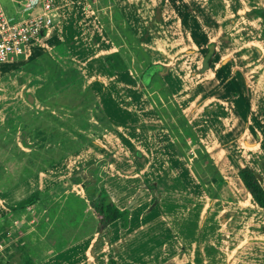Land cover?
Returning a JSON list of instances; mask_svg holds the SVG:
<instances>
[{
  "label": "rangeland",
  "instance_id": "rangeland-1",
  "mask_svg": "<svg viewBox=\"0 0 264 264\" xmlns=\"http://www.w3.org/2000/svg\"><path fill=\"white\" fill-rule=\"evenodd\" d=\"M246 1L242 0L241 4L245 5ZM15 3L12 0H0L8 16L24 14L15 10ZM56 3L57 8L51 11L49 27H52L55 36L46 41V49H50L49 53L55 59L41 54L34 47L29 58L22 53L0 64L5 66L0 68V221L6 208L11 207V203L24 194L25 189L34 185L42 190L48 188L50 182L62 177L61 174L68 173L71 178L81 180L88 190L91 187L88 182L92 180L96 189L102 187L105 192L112 191L103 181L104 168L109 165L120 171L124 155H112L119 142L110 135L109 122L96 109L94 97L101 90L104 95H112L113 98L107 95L101 97V102V99H97V102L102 112L113 115L109 117L111 120H117L122 104L114 94L113 85L108 84L116 76L124 83L125 103L139 105L141 109L149 111L153 114L149 121L152 118L160 125V128L155 127L157 129L152 131L156 136L152 143H142L148 157L154 156L153 152H157L160 157L150 161L151 167L189 168L191 176L186 172L183 175L189 184L197 183L209 193L213 191L212 185L223 184L221 194L226 197L225 185L229 182L238 184L236 171L229 159L239 162L242 158L256 169L259 168L260 179L264 184V53L258 47L262 45V40L258 39L261 33L264 36V21L254 12H242L244 17L236 16L234 23L229 26L237 38L234 45L238 46L230 52L231 60L237 61L236 66L241 72L238 73L237 82H230L228 79L232 70L227 68L225 73H218L225 59L222 62H209L206 70L195 66V62L186 58L181 51L167 48L166 37L155 22L148 0H58ZM226 24L228 22H223V26ZM247 40L254 43L244 44ZM112 50L126 57V69L122 74L113 73L108 78L104 70L96 65L95 57L101 52ZM81 62L85 76H89L90 72L102 75L103 81L107 83L105 89L100 85L99 90L97 83L91 79L74 80L63 88L67 80L74 76L71 67L67 66L74 63L81 65ZM151 62L157 66L164 65L166 74L160 77L153 75L154 83L148 81L145 84L140 80V74ZM52 71V78L37 91L38 97L50 95L48 99L41 102L32 96L26 97ZM21 84L22 90H19ZM83 87V96L76 105ZM244 87L248 91L247 95ZM18 90L19 96L16 93ZM21 99L25 109L6 119L3 110L8 113L16 111ZM192 108L197 109L199 118L204 120V128H214L213 134L224 142V156L220 154L218 158V150L216 153H207L196 133L188 127L186 114ZM181 109H186V112ZM189 119L192 120V117ZM147 121L144 120L142 124L147 125ZM149 121L148 126H154ZM125 130L129 129L120 128L122 136L133 141L135 135ZM23 136L25 141H31L28 143V152L32 156L28 159L29 165L26 162V166H23L30 178L24 180L22 186L21 181L26 176L17 170V165L11 167L15 162H10L9 156L12 143L19 142ZM130 150L131 153L139 152L141 148L133 144ZM49 157L58 161L54 170L49 169V173L31 177L38 168H47L52 164L48 162ZM217 168L221 169L224 176L211 181V177L218 174ZM129 171L121 172L125 174ZM71 178L63 181L67 186L65 191L48 193V210L44 213L46 218L55 214L60 220L69 217L77 223L96 215L83 188L78 183L74 184L76 182H72ZM152 182L150 180L146 184ZM30 215L31 222L26 224L23 219H19L12 234L15 231L24 232L23 229L29 226L34 235L37 230L43 231L42 225H36L39 213L32 212ZM257 217L264 220L262 213ZM252 222H257L256 218ZM237 227L239 229L242 225L238 224ZM237 254L238 264H264V240H248Z\"/></svg>",
  "mask_w": 264,
  "mask_h": 264
},
{
  "label": "crops",
  "instance_id": "crops-1",
  "mask_svg": "<svg viewBox=\"0 0 264 264\" xmlns=\"http://www.w3.org/2000/svg\"><path fill=\"white\" fill-rule=\"evenodd\" d=\"M57 1L53 0L54 8H57ZM241 1L148 0V6L151 7L155 22L166 37L165 46L167 48L181 51L186 58H191L195 62V66H200L201 69L206 70L209 62L210 64L218 60L222 62L225 59L218 68V73L221 75L229 68L232 73H230L228 80L237 82L238 73L241 72L236 66L237 61L231 60L230 52L234 50L233 48H238L234 45L237 38L230 31L231 23L233 24L234 18L242 15V12L246 10L252 13L254 7L264 8V0H247L245 5L241 4ZM223 22H228V24L223 26ZM262 32L264 33V30ZM261 34L258 40H262V45H258V47L263 54L264 36ZM53 35L54 30L51 27V29L49 28L40 34L36 40L29 42L23 53L27 54L29 58L35 47L41 54H46L50 59H55L49 53L50 49H46V41L47 39L49 41V37L52 39L55 36ZM52 41L56 43L55 40ZM247 43H254V41L247 40L244 42V44ZM208 46H211L212 52L204 66L202 59ZM0 66V68L5 67L4 65ZM67 67H71L74 76L67 80L63 88L74 80L88 81L91 79L92 82L97 83L99 90L100 85L105 89L107 83L103 81L102 75L90 72L89 76H85L83 62L81 65L74 63ZM104 73L108 78L113 74L109 70H104ZM53 75L54 71L43 83L34 88V90L37 88L35 93L33 90L31 95L26 94V97L32 96L41 102L48 99L50 95L38 97L37 91ZM108 84L113 85L114 94L122 104L120 107L122 109L117 115L120 118L111 120L109 117L113 115H106L98 106L97 99H101L103 96L113 98L109 93L108 96L104 95L102 90L99 91L97 97H94L96 109L98 108V112L108 120L110 135L116 140L118 139L119 145L112 152V155L123 154L124 158L123 165L119 166L120 171L107 165L104 168L102 178L105 184H108L107 187L112 189V191H107L111 192L112 198L110 199L114 204L118 208H127L125 227H120L118 220H114L102 228L99 226L100 217L97 213L95 216L86 217L77 223L69 217L60 220L55 214L46 218L44 213L48 210L46 205L48 193H60V191H65L67 187L63 181H66L69 175L68 173L61 174L62 177L50 182L48 188L42 190L40 187L38 188V185H34L28 190L25 189L24 194L16 198L11 204H16L32 191L38 193L35 202L17 209L11 208L12 205L6 208V213L1 217L0 231L1 229H12L13 231L14 226L10 222L12 219L17 221L23 219L26 224L31 222V215L28 214L26 206H30L34 214L39 213L36 225H42L44 229L43 231H35L36 235H34L33 231L29 229L31 226H29L23 229L24 232L15 231L11 234L8 243L0 250V264H111L110 259L113 260L114 264H236L238 250L248 240H264V220L257 217L258 214H264V207L256 205L238 177L237 185L230 182L225 185L227 196L224 197L221 194L223 184L212 185V193L197 183L191 182L189 184L183 178L184 172L191 176L189 168L178 170L174 167L164 169L160 165L151 167L150 161H153L155 157H160L157 152H153L155 153L154 156L149 155L148 157L142 143H152L153 138L156 137L152 131L157 129L155 127L160 128V125L157 124L158 121L152 118L149 121L150 115L153 114L141 109L139 105L125 103V101L127 102L126 91L123 89L124 83L119 76L110 79ZM22 86L21 84L19 90H22ZM19 90L16 92L18 96ZM84 90L83 87L76 100V105L80 102ZM244 90L246 92L245 87ZM24 109L25 104L13 115H17ZM181 111L186 112V109H181ZM190 111L191 114L188 115ZM190 111L186 114L188 127L196 133L198 140L204 146V150L207 153L210 151L216 153L218 150V158H220V154L224 156L225 149L222 147L224 142L216 134H213V132L215 133L214 128L205 129V122L199 118L197 109L192 108ZM189 117H192V120ZM144 120L154 123V126L149 127L148 121L147 125L144 126L142 124ZM121 127L128 128L129 130L125 131L135 135L133 141L122 136ZM25 140L23 136L19 139L21 144L18 141L12 143L9 156L10 162H15L11 167L17 165V170L26 176L21 181L22 186L30 178V174L23 169V166L29 165L28 159L32 156L28 152L30 149L28 143L31 141ZM133 144L139 146L141 150L131 153L130 149ZM262 154L264 155V153ZM229 160H232L231 165L235 171L242 165L251 168L264 189L259 168L256 169L254 165L242 158L239 162L232 158ZM48 162L52 163L47 167L48 169L45 167L38 168L35 173L31 174V177L45 174V172L49 173L47 171L49 169L53 171L58 161L55 162L49 157ZM239 163L241 164L239 165ZM131 166H135V168L133 169ZM126 170L130 171L125 174L121 172ZM216 170L218 174L212 176L211 181L224 176L220 168ZM150 180L153 182L146 184ZM220 181L223 182L224 180L220 179ZM114 197L116 198L114 199ZM254 218L257 220L255 223L252 222ZM238 224L242 225L239 229Z\"/></svg>",
  "mask_w": 264,
  "mask_h": 264
},
{
  "label": "built area",
  "instance_id": "built-area-1",
  "mask_svg": "<svg viewBox=\"0 0 264 264\" xmlns=\"http://www.w3.org/2000/svg\"><path fill=\"white\" fill-rule=\"evenodd\" d=\"M14 6L16 11L24 14L8 16L0 4V64L22 54L29 42L36 40L51 26L53 0H21ZM26 209L28 214L33 211L30 206H26ZM10 222L14 226L17 220L12 219ZM0 232V250H2L13 231L6 229Z\"/></svg>",
  "mask_w": 264,
  "mask_h": 264
},
{
  "label": "trees",
  "instance_id": "trees-1",
  "mask_svg": "<svg viewBox=\"0 0 264 264\" xmlns=\"http://www.w3.org/2000/svg\"><path fill=\"white\" fill-rule=\"evenodd\" d=\"M260 19L264 21V8L262 7H254L252 9ZM212 48L208 46L206 52L202 59V64L205 66L211 56ZM24 104L19 101L18 108L16 111L12 113H8L5 109L3 110L4 117L7 119L19 111ZM237 177L242 183L245 190L249 193L253 201L256 205L260 207H264V189L259 184V181L255 175V173L249 168L247 165L239 166L236 170ZM68 178H71L70 176ZM217 179H214L216 181ZM219 180V179H218ZM72 182H76L80 184L83 188L85 197L90 202L91 206L94 208L96 213L99 215V226L105 228L108 224L114 220H118L120 227H125L126 225V216H127V208H118L114 202L110 199L107 193L99 187L96 189L94 185H92V180H89L88 184H91L89 190L87 185L81 180L71 178ZM37 191H32L25 195L22 199H20L16 204L12 205L11 208L17 209L21 208L26 204H30L35 202L37 199ZM111 264H114L113 260H109Z\"/></svg>",
  "mask_w": 264,
  "mask_h": 264
},
{
  "label": "flooded vegetation",
  "instance_id": "flooded-vegetation-1",
  "mask_svg": "<svg viewBox=\"0 0 264 264\" xmlns=\"http://www.w3.org/2000/svg\"><path fill=\"white\" fill-rule=\"evenodd\" d=\"M102 58L105 61V64L108 67L109 72L112 73H123L126 69V57L122 55L117 50H112L104 53ZM164 65H160L156 63H149L147 67L141 72L140 74V80L147 84L148 81L151 83H154L155 78L153 75H156L157 77L162 76L163 74H166Z\"/></svg>",
  "mask_w": 264,
  "mask_h": 264
},
{
  "label": "water",
  "instance_id": "water-1",
  "mask_svg": "<svg viewBox=\"0 0 264 264\" xmlns=\"http://www.w3.org/2000/svg\"><path fill=\"white\" fill-rule=\"evenodd\" d=\"M104 53L106 52H103V53H99L96 55L95 57V62H96V65L100 68V69H104L106 71H108V67L107 65L105 64V61L104 59L102 58V56L104 55ZM1 67V66H0ZM37 88L34 90V93L36 92ZM30 97V96H29ZM107 195L112 198V194L110 191H106Z\"/></svg>",
  "mask_w": 264,
  "mask_h": 264
}]
</instances>
